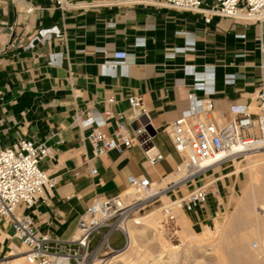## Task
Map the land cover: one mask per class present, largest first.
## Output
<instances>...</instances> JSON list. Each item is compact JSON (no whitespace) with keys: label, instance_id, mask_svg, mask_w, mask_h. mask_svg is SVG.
Wrapping results in <instances>:
<instances>
[{"label":"crops","instance_id":"obj_1","mask_svg":"<svg viewBox=\"0 0 264 264\" xmlns=\"http://www.w3.org/2000/svg\"><path fill=\"white\" fill-rule=\"evenodd\" d=\"M71 1L76 6L62 11L56 0H0V148L21 139L52 148V158L39 165L58 179L50 205L38 203L26 213L40 231L63 241L74 236L97 196L119 195L130 176L155 184L173 173L180 158L165 131L190 107L191 95L212 99L215 115L228 120L232 107L248 105L264 87V23L220 17L206 22L201 13L162 7V0ZM215 5L205 2L207 8ZM54 28L63 36L36 39L39 31ZM210 69L214 77L197 78ZM197 81L214 93L195 90ZM130 96L142 98L157 130L154 144L164 160L154 167L138 146L93 157L83 139L89 130L74 124L76 111L91 112L95 120L108 109L130 117ZM110 98L117 103L109 105ZM86 159L97 176L90 175ZM239 176L219 178L202 207L183 211L208 227L229 209ZM19 246L9 222L0 218V258L25 264Z\"/></svg>","mask_w":264,"mask_h":264},{"label":"built area","instance_id":"obj_2","mask_svg":"<svg viewBox=\"0 0 264 264\" xmlns=\"http://www.w3.org/2000/svg\"><path fill=\"white\" fill-rule=\"evenodd\" d=\"M206 0H162V7L201 13L206 22L213 17L264 23V0H216V5L205 7ZM57 6L66 11L76 5L71 0H56ZM27 8V12H33ZM60 37L57 29L39 31L36 37L42 43ZM32 45H29V48ZM264 56V45L261 46ZM55 56L50 57V63ZM214 77V69L201 75L200 79ZM227 84L235 83L228 79ZM195 90L206 94L214 89L196 82ZM107 103L115 105L110 98ZM128 103L132 115L115 114L105 110L100 119H94L91 112L76 111L74 124L88 129L89 134L83 139L93 149V157H104L111 152L123 153L138 146L143 150L149 166L154 167L164 160V155L154 144L157 134L141 97L130 96ZM232 117L223 120L214 112L213 100L198 99L190 96V107L172 123L167 125L166 135L180 163L175 174L182 176L178 181H171L165 187L153 191L152 185L143 176L128 177V188L114 197L97 196L81 216L77 230L72 238L63 241L40 231L31 215L26 211L38 203L50 205L51 192L58 179L48 171L40 169L42 161L53 156V150L45 143L21 139L10 148H0V218L9 222L14 237L24 248L25 264H103V259L117 254L129 244V229L140 225L142 213L158 202L162 196L176 195L175 205L185 212H192L202 207L210 193H214V184L219 178L232 172L226 171L230 164L244 160L248 153L264 150V87L248 105L231 108ZM147 116L149 123L143 125L140 117ZM151 126L155 135L147 127ZM111 128L107 133L105 128ZM86 159L91 176L98 175L97 169ZM163 175L160 179L162 181ZM193 183H200L190 192L185 193ZM133 188L139 196L128 193ZM184 192V193H183ZM178 193L180 195H178ZM167 222L174 220L172 209L165 204L161 208ZM118 232L123 237L122 246L114 248L112 237ZM97 239L95 246L92 245ZM1 264H6L0 258Z\"/></svg>","mask_w":264,"mask_h":264},{"label":"rangeland","instance_id":"obj_3","mask_svg":"<svg viewBox=\"0 0 264 264\" xmlns=\"http://www.w3.org/2000/svg\"><path fill=\"white\" fill-rule=\"evenodd\" d=\"M248 166V160L245 158L242 161L238 160L235 163L230 164V167L226 171H223V174H226L227 172H232L237 168L242 169V171L238 173L240 175L239 188L232 199L229 209L226 212L220 213L218 217L211 219L208 227L202 226L201 224L196 225L190 215L185 213L182 209L177 208L173 209L174 220L167 222L161 210L162 204L164 205L169 203L170 198L174 201L176 199V195H167L160 198L158 202H155L142 213V218L145 217L142 222L144 226L141 225L131 227L134 234L133 243L131 246H127L124 249L126 252L125 259L123 263L121 262L119 264H163L165 262H172V264H200V262H204L205 264H229L227 260L219 258L216 253L205 256L204 252L207 248H212V246L214 248L217 247V239L221 230L220 227H222L223 224L226 223V219L234 213L245 188L249 183H251L250 181L252 177ZM260 178L261 181L260 179L257 181L259 184L263 181V175H261ZM191 186L194 188L195 183L189 185L187 188H184V192L187 193V189H190L189 187ZM154 187L157 188L156 185ZM257 193L258 192H255L253 194L252 209L261 206L259 199L260 195H257ZM169 196L170 198H168ZM255 201L258 204L254 208L253 205L256 204ZM179 212L182 213L188 221L184 220L182 223H178L176 221L177 218L175 217V214ZM149 215H151V217H148ZM152 218L156 220L154 225L149 223ZM96 242L97 239H95L92 248L95 246ZM122 242V235L118 232L114 233L112 237V246L114 248H120L122 246ZM250 243V250L259 255L260 260L262 256L259 252L263 249L261 248L263 247L262 244L256 239H252ZM19 247L22 251L24 250L22 246ZM117 254L105 257L103 259V264H109L107 262L110 258L115 257ZM170 256H172V258H170Z\"/></svg>","mask_w":264,"mask_h":264},{"label":"bare ground","instance_id":"obj_4","mask_svg":"<svg viewBox=\"0 0 264 264\" xmlns=\"http://www.w3.org/2000/svg\"><path fill=\"white\" fill-rule=\"evenodd\" d=\"M245 158H247L249 163L248 167L250 169L252 177L250 181L251 183H249L245 188L240 200L238 201L234 213L228 219H226V223L223 224L222 227H220L221 230L217 239V247L214 248L212 246V248H207L204 252V255L208 256L212 253H216L219 258L227 260L229 264H264V151L248 153ZM240 171H242V169L237 168L233 173L238 174ZM261 175H263V181L259 184L257 181H259V179L261 181ZM166 176L167 175H165L162 181H159V183H155L152 185L153 191H157L158 189L165 187V185L171 181H178L182 177L176 175L175 171L167 177ZM155 185L157 186V188L154 187ZM255 192H258L257 195H260L259 199L261 206L255 208L258 204L255 201L256 204L253 205L255 209H252V198ZM128 193L134 196H139L133 188L128 189ZM163 197L164 196H162V198ZM168 198H170V196ZM165 205L171 207L172 213L174 208L181 209L175 205V201H172L171 198L170 202L166 203ZM148 217H151V215H149ZM175 217L177 218L176 221L178 223H182L184 220H187V218L180 212L176 213ZM144 219L145 217L142 218L140 225L138 226H144V224H142ZM155 221L156 220L152 218L150 219L149 223L151 225H154ZM133 239L134 234L130 228L128 246L132 245ZM252 239L258 240L263 246L261 247L263 249L259 252V254H261L262 256L260 260L259 255L253 253L249 248V244H251L250 242ZM125 253L126 252L122 250L115 257L110 258L107 263H123L125 259ZM172 256H170V258H172ZM163 264H172V262H165ZM200 264L205 263L200 262Z\"/></svg>","mask_w":264,"mask_h":264},{"label":"water","instance_id":"obj_5","mask_svg":"<svg viewBox=\"0 0 264 264\" xmlns=\"http://www.w3.org/2000/svg\"><path fill=\"white\" fill-rule=\"evenodd\" d=\"M140 122L143 124V125H147L149 123V119L147 118V116H142L140 117ZM147 130L152 134V135H155V131L154 129L151 127V126H148L147 127Z\"/></svg>","mask_w":264,"mask_h":264}]
</instances>
